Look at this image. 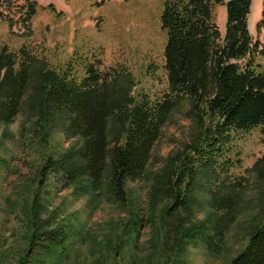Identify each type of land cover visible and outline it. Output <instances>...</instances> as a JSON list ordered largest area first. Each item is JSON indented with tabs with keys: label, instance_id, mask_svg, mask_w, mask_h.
Here are the masks:
<instances>
[{
	"label": "trees",
	"instance_id": "1",
	"mask_svg": "<svg viewBox=\"0 0 264 264\" xmlns=\"http://www.w3.org/2000/svg\"><path fill=\"white\" fill-rule=\"evenodd\" d=\"M252 3L165 1L161 20L167 32L164 55L170 94L160 102L148 96L136 101L131 95L134 82L130 73L111 79L90 66L88 75L77 82L69 70L51 69L25 47L16 54L4 48L0 53V126L13 123L29 101L38 113L36 127L47 128L49 119H57L56 114L63 124L66 116L68 137L81 141L79 148L47 158L38 175L39 190L53 173L65 187L79 188L78 195L107 197L124 208L129 199L127 182L145 175L162 127L188 98L201 132L186 146L190 151L166 160L150 196L152 208L164 201V253L190 264V243L204 242L211 255L221 254L227 243L225 232L234 221L239 228L243 220L236 217L251 210L244 226L248 241L229 264H264V156L250 169L256 173L251 185L257 192L254 197L245 195L250 176L236 182L221 180L217 170V156L231 131L264 127V64L257 62L258 57L264 58V41L255 40L249 28ZM220 4L227 9L224 36L215 12ZM36 11V4H29L25 21ZM263 24L264 19L259 30ZM30 90L32 94L25 100ZM38 199L36 195L27 209L31 230L14 264H69L76 230L53 214L43 218L47 208ZM198 210H205L203 219L196 216ZM131 219L109 247L117 259L125 248L138 245L144 217L136 212ZM173 235L176 241L171 244Z\"/></svg>",
	"mask_w": 264,
	"mask_h": 264
},
{
	"label": "rangeland",
	"instance_id": "2",
	"mask_svg": "<svg viewBox=\"0 0 264 264\" xmlns=\"http://www.w3.org/2000/svg\"><path fill=\"white\" fill-rule=\"evenodd\" d=\"M165 1L107 0L100 4V0H0V53L5 48L16 54L25 47L47 61L51 69L61 73L69 70L77 82L88 75L90 66L111 79L130 73L134 82L131 95L136 101L148 96L160 102L170 94L164 55L167 32L161 20ZM29 4H36L37 11L30 21H25ZM224 8L221 4L215 8L219 27ZM263 12L264 4L262 16L257 17L256 12L252 17L255 40L264 41V24L258 29ZM220 30L224 36V26ZM257 62L264 64V58L258 57ZM30 94L31 90L25 100ZM30 105L28 101L13 123L0 126V264H14L26 245L31 230L27 209L36 195L47 208L43 218L53 214L76 230L69 247V264H182L175 255L164 253V201L152 208L150 196L156 174L166 160L183 150L190 151L186 146L192 145L201 132L202 126L191 112V101L185 98L162 127L145 175L127 182L129 199L124 208L107 197L78 195L79 188L65 187L53 173L39 190L38 175L47 158H58L79 148L81 141L68 137L66 116L63 124L56 114L57 119H49L47 128L36 127L38 113ZM229 134L230 140L217 156V170L221 180L236 182L250 176L245 195L254 197L257 192L251 185L256 173L250 169L264 156V127ZM250 211L236 217L243 220L239 228L234 221L225 232L227 243L221 254L211 255L204 242L190 243L187 263L229 264L248 241L244 226L251 218ZM136 212H142L144 217L138 245L125 248L117 259L109 247L117 242L124 225ZM205 214V210H198L196 216L203 219ZM172 240L176 241L174 235L171 244Z\"/></svg>",
	"mask_w": 264,
	"mask_h": 264
},
{
	"label": "crops",
	"instance_id": "3",
	"mask_svg": "<svg viewBox=\"0 0 264 264\" xmlns=\"http://www.w3.org/2000/svg\"><path fill=\"white\" fill-rule=\"evenodd\" d=\"M263 4H264V0H253V4H252V12L249 16V27H250V30L251 32L253 33V15L257 12V17H260L262 16L261 14V8L263 7ZM256 11V12H255ZM225 14V15H224ZM222 21H223V26H224V31H225V24H226V12H223V18H222ZM254 34V33H253Z\"/></svg>",
	"mask_w": 264,
	"mask_h": 264
},
{
	"label": "bare ground",
	"instance_id": "4",
	"mask_svg": "<svg viewBox=\"0 0 264 264\" xmlns=\"http://www.w3.org/2000/svg\"><path fill=\"white\" fill-rule=\"evenodd\" d=\"M225 10H226V8H224V11H223V12H226ZM221 15H222V18H223V13H222ZM219 20H220V16H219ZM221 21H222V20H221ZM222 23H223V21L221 22V26H223ZM221 26H220V28H221Z\"/></svg>",
	"mask_w": 264,
	"mask_h": 264
}]
</instances>
